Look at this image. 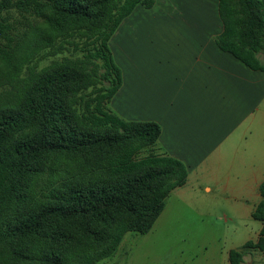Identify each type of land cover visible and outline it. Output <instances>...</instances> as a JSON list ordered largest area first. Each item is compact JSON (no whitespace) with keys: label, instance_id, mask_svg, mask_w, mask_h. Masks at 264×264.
<instances>
[{"label":"trees","instance_id":"16d2710c","mask_svg":"<svg viewBox=\"0 0 264 264\" xmlns=\"http://www.w3.org/2000/svg\"><path fill=\"white\" fill-rule=\"evenodd\" d=\"M224 29L219 47L253 70L264 71V0H218ZM155 0H0L3 10L32 12L54 31L84 29L102 62L93 109L79 114L75 94L92 75L57 65L33 79L14 106L0 109V260L10 264H96L118 251L128 232L148 233L170 193L186 184L184 162L157 146L155 121L119 117L109 102L122 83L110 40L122 20ZM0 21V57L17 63L21 44ZM37 42L47 39L34 27ZM49 39V38H48ZM46 40L50 44V40ZM23 41V39H22ZM36 44L22 60L37 53ZM89 104V103H88ZM91 105V104H90ZM158 150V149H157ZM252 217L262 222L257 242L229 250L244 264L250 248L264 250V181Z\"/></svg>","mask_w":264,"mask_h":264},{"label":"crops","instance_id":"0c3cea01","mask_svg":"<svg viewBox=\"0 0 264 264\" xmlns=\"http://www.w3.org/2000/svg\"><path fill=\"white\" fill-rule=\"evenodd\" d=\"M223 29L218 0L138 5L110 40L122 83L109 107L161 125L156 148L188 169L168 198L224 199L252 216L264 181V71L219 47Z\"/></svg>","mask_w":264,"mask_h":264},{"label":"rangeland","instance_id":"374dc122","mask_svg":"<svg viewBox=\"0 0 264 264\" xmlns=\"http://www.w3.org/2000/svg\"><path fill=\"white\" fill-rule=\"evenodd\" d=\"M2 20L11 23V32L21 45L15 51L17 63L8 64L0 57V109L14 106L33 79L57 65L73 66L92 75L91 83L75 98L79 114L94 108L93 101L104 83L103 68L100 60L90 57L95 43L84 29L59 33L32 12L16 8L3 10ZM34 27L49 38L50 44L47 39L37 42ZM5 42L0 37V43ZM36 44L37 53L23 61L22 56ZM156 153L163 151L144 148L137 157ZM173 196L167 198L168 209L148 233L128 232L115 255L96 264H229L230 249H242L246 242L258 241L262 222L231 202L207 199L201 200L203 207H195L192 201H179ZM244 258V264H264V250L250 248ZM0 264L10 263L0 260Z\"/></svg>","mask_w":264,"mask_h":264}]
</instances>
